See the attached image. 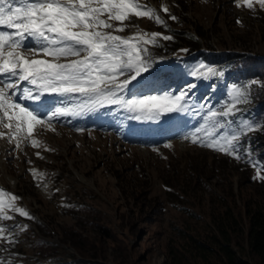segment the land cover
<instances>
[{"label": "rangeland", "instance_id": "rangeland-1", "mask_svg": "<svg viewBox=\"0 0 264 264\" xmlns=\"http://www.w3.org/2000/svg\"><path fill=\"white\" fill-rule=\"evenodd\" d=\"M137 2L164 23L132 17L124 32L113 34L151 40L156 32L172 39L143 45L154 66L123 95L179 94L195 85L192 106L158 121L168 128L174 118L169 135L153 132L138 145H120L97 129L78 135L63 124L65 117L34 129L30 139L25 133L9 141V130L0 126V216L11 217L0 220V228L11 229L0 232V264H194L187 259L186 238L206 233L224 203L238 213L245 205L264 210V170H258L264 169V78L242 81L244 70L211 66L196 56L231 53L263 61L264 8L257 0L251 8L236 0ZM196 29L203 34L200 51L172 50L169 44L183 43L177 32L195 36ZM241 90L249 95L237 100ZM230 103L233 114L204 119L209 109L219 113ZM251 121L256 126L248 131L244 125ZM197 131L201 141L225 145L239 135L236 151L193 143ZM244 248L239 255L255 264Z\"/></svg>", "mask_w": 264, "mask_h": 264}, {"label": "snow or ice", "instance_id": "snow-or-ice-1", "mask_svg": "<svg viewBox=\"0 0 264 264\" xmlns=\"http://www.w3.org/2000/svg\"><path fill=\"white\" fill-rule=\"evenodd\" d=\"M236 3L252 7L251 0ZM257 3L264 8V0ZM132 17L154 18L157 25L164 23L137 0H0V126L9 130V141L13 135L19 140L25 133L30 139L34 129L39 131L45 123L51 127L62 117L96 113L108 106H117L137 121H159L166 114L186 111L185 105L192 106L195 85L179 94L125 98L123 93L132 90L154 66L143 45H156L157 37L172 39L156 32L151 33V40L113 34L124 32L125 22ZM113 21L120 26L115 27ZM248 95L241 90L237 100ZM76 97L79 102H73ZM29 101L34 107L26 103ZM235 111L230 103L219 113L209 109L204 119L214 121L218 115L228 117ZM255 126L256 122L251 121L244 128L251 131ZM193 135V143L230 153L236 151L234 142L240 139L234 134L225 145L216 139L201 141L198 131ZM4 136L0 132V137ZM32 144L35 147L36 141ZM16 199L11 197L12 201ZM8 207L29 216L11 203ZM8 219L11 217L0 216V220ZM10 230L0 228V232Z\"/></svg>", "mask_w": 264, "mask_h": 264}, {"label": "trees", "instance_id": "trees-1", "mask_svg": "<svg viewBox=\"0 0 264 264\" xmlns=\"http://www.w3.org/2000/svg\"><path fill=\"white\" fill-rule=\"evenodd\" d=\"M195 32L197 34L195 36L188 32H177L179 40L183 43L175 41L174 44H169L172 50L184 48L187 54L200 51L203 46L200 37L203 34L198 29ZM196 56L211 66L228 65L233 69L244 70L242 78L240 77L242 81L253 75L264 78V60L231 53L199 52ZM198 59L190 60L194 62ZM224 205L225 208L220 213H213L206 233H197L186 238L189 255L187 259L192 260L194 264H250L239 255L241 249L245 247L255 264H264V210L245 205L242 212L238 213L225 203ZM73 264L92 263L76 260ZM173 264L181 262L173 260Z\"/></svg>", "mask_w": 264, "mask_h": 264}, {"label": "bare ground", "instance_id": "bare-ground-1", "mask_svg": "<svg viewBox=\"0 0 264 264\" xmlns=\"http://www.w3.org/2000/svg\"><path fill=\"white\" fill-rule=\"evenodd\" d=\"M105 110H106L105 108L101 109L102 113H107ZM80 117L81 116L75 117V120H74V117H68L67 118L68 123L66 126L68 127V126L74 125L76 127V129L80 130L82 127L93 123V122H90V120L92 119L91 117H88L87 119H80ZM83 132L84 131L80 130V132H76V134L81 135ZM89 133L92 134V132H89ZM102 134H103V136H107V135L112 136L110 139H114L116 141V143H119L120 139L118 137H116L117 135H114V134H116V130H114L113 126L106 127L104 130H102ZM122 140H124V139H122ZM121 143L125 144L124 141H122Z\"/></svg>", "mask_w": 264, "mask_h": 264}]
</instances>
